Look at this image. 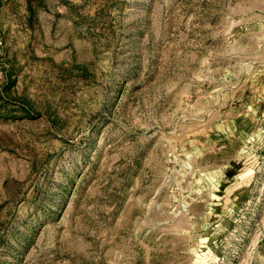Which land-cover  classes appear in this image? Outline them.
I'll list each match as a JSON object with an SVG mask.
<instances>
[{"label": "rangeland", "instance_id": "1", "mask_svg": "<svg viewBox=\"0 0 264 264\" xmlns=\"http://www.w3.org/2000/svg\"><path fill=\"white\" fill-rule=\"evenodd\" d=\"M0 264H264V0H0Z\"/></svg>", "mask_w": 264, "mask_h": 264}]
</instances>
